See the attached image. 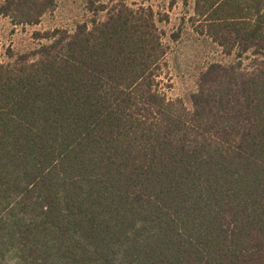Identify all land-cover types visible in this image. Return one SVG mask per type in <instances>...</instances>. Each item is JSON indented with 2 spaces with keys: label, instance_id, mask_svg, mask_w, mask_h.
<instances>
[{
  "label": "trees",
  "instance_id": "1",
  "mask_svg": "<svg viewBox=\"0 0 264 264\" xmlns=\"http://www.w3.org/2000/svg\"><path fill=\"white\" fill-rule=\"evenodd\" d=\"M84 1L107 18L0 62V264H264V62H242L264 57V0L196 1L236 60L201 73L190 108L158 89L152 9Z\"/></svg>",
  "mask_w": 264,
  "mask_h": 264
},
{
  "label": "rangeland",
  "instance_id": "2",
  "mask_svg": "<svg viewBox=\"0 0 264 264\" xmlns=\"http://www.w3.org/2000/svg\"><path fill=\"white\" fill-rule=\"evenodd\" d=\"M197 0H102L110 11L124 3L128 7L150 8L161 34L165 55L158 73V89L167 98L182 99L191 107L190 95L197 89L201 73L212 63L235 62V53L227 54L211 38L202 33V24L195 14ZM3 0H0V4ZM108 11L89 10L84 0H57L36 25H19L0 17V62H10V54H30L50 42L45 34L56 29L73 33L77 26L105 20ZM39 34V35H37ZM263 56L248 53L242 57L243 67L260 66Z\"/></svg>",
  "mask_w": 264,
  "mask_h": 264
}]
</instances>
